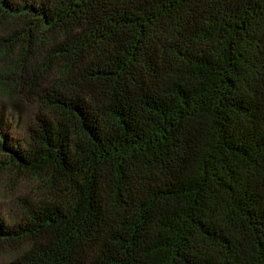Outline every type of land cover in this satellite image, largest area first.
<instances>
[{"label": "trees", "instance_id": "obj_1", "mask_svg": "<svg viewBox=\"0 0 264 264\" xmlns=\"http://www.w3.org/2000/svg\"><path fill=\"white\" fill-rule=\"evenodd\" d=\"M0 96L7 264H264V0H0Z\"/></svg>", "mask_w": 264, "mask_h": 264}, {"label": "rangeland", "instance_id": "obj_2", "mask_svg": "<svg viewBox=\"0 0 264 264\" xmlns=\"http://www.w3.org/2000/svg\"><path fill=\"white\" fill-rule=\"evenodd\" d=\"M34 111L30 102H12L0 96V132L12 142L24 145L29 139L28 128L33 122ZM6 183L0 180V213L12 220L18 216V212L15 194L10 193ZM8 259L6 253L0 254V264H7Z\"/></svg>", "mask_w": 264, "mask_h": 264}]
</instances>
